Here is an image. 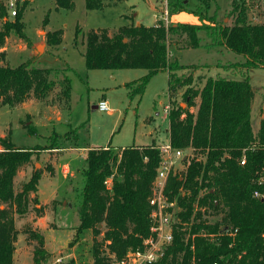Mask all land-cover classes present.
<instances>
[{"label": "trees", "instance_id": "16d2710c", "mask_svg": "<svg viewBox=\"0 0 264 264\" xmlns=\"http://www.w3.org/2000/svg\"><path fill=\"white\" fill-rule=\"evenodd\" d=\"M109 0H85L88 10L101 9ZM202 2V0H199ZM58 8L71 9L73 0H55ZM23 6L12 20L3 7L0 18V49L10 35L29 40L24 34ZM178 12L186 11L187 0L170 2ZM169 8V7H167ZM231 26L205 21L155 22L152 26H122L109 30H90L85 35L84 61L87 69H144L147 74L137 84H126L135 95L144 92L148 80L159 72L167 73L168 130L170 145L187 152L181 161L183 170H172L165 185V195L176 204L172 228L173 241L154 264H264V194L258 180L264 174V108L260 109L259 126L253 132L250 119L254 90L248 72L264 68V23L247 20L244 6L235 7ZM176 12V11H175ZM175 14V13H173ZM44 24L46 20L44 19ZM200 34L207 38L206 48L225 47L242 56V62L227 65L236 69L239 79L220 74L205 78L201 87L191 84L190 76L178 75L187 68L176 60L170 62L168 40L184 39L192 49L201 45ZM77 36V33L75 37ZM61 42V30L47 32L46 44ZM2 52H0V57ZM32 56L15 67L0 58V107H15L30 95L46 98L59 83V94L68 100L70 82L51 78L58 71L36 66ZM181 103L175 102L180 91ZM195 108V111L192 110ZM30 135L34 129L27 126ZM53 133L50 145L54 146ZM0 264H13L17 231L13 215L28 211L29 193L37 191L39 171H34L21 191L14 192L13 179L18 169L27 164L33 150L15 147L0 137ZM51 147L50 149H57ZM110 146L87 151L86 167L81 171L76 209L79 223L75 234L92 230L93 264H110L103 247L122 260L130 251L142 250L144 240L151 236L149 198L160 163L157 146H130L115 152ZM244 158V165L240 160ZM112 176L108 189L104 181ZM9 211H12L9 212ZM212 218L213 221H209ZM104 225L101 240L99 226ZM36 240L34 264L44 254L41 234L26 230Z\"/></svg>", "mask_w": 264, "mask_h": 264}, {"label": "rangeland", "instance_id": "374dc122", "mask_svg": "<svg viewBox=\"0 0 264 264\" xmlns=\"http://www.w3.org/2000/svg\"><path fill=\"white\" fill-rule=\"evenodd\" d=\"M7 1L0 0V9L3 7L7 18L12 20L8 16ZM187 1L186 11L178 12L169 4L176 0H109L101 9L92 10L86 9L85 0H73L71 9L58 8L55 0H18V10L26 3L22 22L29 45L15 35L8 36L0 49L2 63L15 67L34 56L37 67L58 71V75L52 73L51 78L63 82V77H67L71 91L65 101L59 94L57 83L42 100L30 95L15 107H0V137L9 139L17 148L33 150L31 160L18 169L13 179L14 192L21 191L34 171L40 173L37 191L29 193L27 213L13 215L17 231L13 264H34L37 243L28 237L26 230L41 234L44 240V254L38 257L37 264H93V231L86 230L79 236L75 234L79 223L76 207L83 182L81 171L86 167L79 149L110 146L120 152L122 147L159 146L168 141V116L164 110L168 105L167 73L162 71L152 76L141 95L133 94L126 84L136 85L147 71L87 69L84 41L88 31L106 29L112 33L122 26H152L159 21L166 26L198 22V17L191 11L205 21L214 20L217 24L231 26L238 5L246 8L249 22L264 23L261 0ZM3 20L1 17L0 27ZM56 30H61V42L48 46L46 34ZM200 37L201 45L195 49L190 48L184 39L168 40L170 62L176 60L182 67H187L177 74L190 76L191 84L197 87L202 86L205 78L216 74L239 79L237 70L229 69L227 65L242 62V56L221 46L206 48L207 38L204 34ZM39 45L42 48L37 51ZM248 74L255 93L250 119L255 132L259 126L260 109L264 108V68L251 69ZM183 90L175 102L181 103ZM103 99L109 111L93 109ZM27 126L34 129L33 135L29 134ZM53 133L56 134L54 146L50 145ZM86 154L87 151L85 157ZM64 164H68L65 175L62 174ZM181 170L183 164L180 163L176 173ZM5 207L0 203V210ZM209 221H213L212 218ZM98 228L100 234L95 235V240H101L104 225ZM103 251L109 256L110 264L120 263L121 260H115L105 246Z\"/></svg>", "mask_w": 264, "mask_h": 264}, {"label": "built area", "instance_id": "2783aa9c", "mask_svg": "<svg viewBox=\"0 0 264 264\" xmlns=\"http://www.w3.org/2000/svg\"><path fill=\"white\" fill-rule=\"evenodd\" d=\"M18 0H8L6 8L9 17H14L18 11ZM264 4V0H261ZM167 19V11L164 12ZM96 109L102 112H108L109 108L106 101H99ZM168 105L164 107L167 112ZM160 156V163L156 169V175L153 181L151 196L149 198L150 211V232L151 236L144 240L143 249L130 251L126 254L125 258L119 264H154L162 257L163 250L173 241V223L174 215L176 212V204L174 201L169 200L165 195V185L167 178L172 170H175L178 164L186 157L187 153L181 149L173 148L169 141L167 143L157 146ZM244 165V158L239 162ZM67 171V170H66ZM65 171V173H67ZM264 173V170H263ZM112 183V176L106 178L104 181L105 186L109 189ZM259 184H264V174L258 180ZM255 198L264 200V194L259 191H254ZM196 264V263H192Z\"/></svg>", "mask_w": 264, "mask_h": 264}, {"label": "crops", "instance_id": "0c3cea01", "mask_svg": "<svg viewBox=\"0 0 264 264\" xmlns=\"http://www.w3.org/2000/svg\"><path fill=\"white\" fill-rule=\"evenodd\" d=\"M193 23H197V22H193ZM193 23H191V24H193ZM103 101H106V100L103 99ZM106 103H107V102H106ZM93 109H96V106H93ZM167 140H168V139H167ZM92 148H100V147H87V148L79 149V150H81L80 152L83 153V158H85V155H84V154L86 153V151H88L89 149H92ZM122 148H123V147H122ZM70 150H72V149H70ZM66 170H67V171H66ZM65 171L68 172V164H64L63 167H62V174H63V175L66 174Z\"/></svg>", "mask_w": 264, "mask_h": 264}, {"label": "water", "instance_id": "95a60500", "mask_svg": "<svg viewBox=\"0 0 264 264\" xmlns=\"http://www.w3.org/2000/svg\"><path fill=\"white\" fill-rule=\"evenodd\" d=\"M39 47H41L40 45L39 46H36V50L39 51ZM69 207H70V204H69ZM79 209H77L78 211Z\"/></svg>", "mask_w": 264, "mask_h": 264}, {"label": "bare ground", "instance_id": "6f19581e", "mask_svg": "<svg viewBox=\"0 0 264 264\" xmlns=\"http://www.w3.org/2000/svg\"><path fill=\"white\" fill-rule=\"evenodd\" d=\"M42 47H39V50H41Z\"/></svg>", "mask_w": 264, "mask_h": 264}]
</instances>
